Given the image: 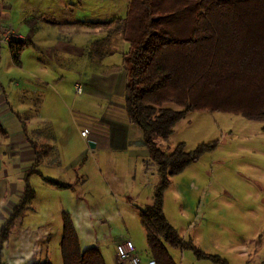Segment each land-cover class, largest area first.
<instances>
[{
    "label": "rangeland",
    "instance_id": "374dc122",
    "mask_svg": "<svg viewBox=\"0 0 264 264\" xmlns=\"http://www.w3.org/2000/svg\"><path fill=\"white\" fill-rule=\"evenodd\" d=\"M128 2L0 0V31L13 28L26 32L41 15L58 21L125 18ZM61 4L66 5L62 6L65 11ZM26 16L28 18L24 19ZM51 24L57 26L60 23ZM61 24L68 23L61 21ZM80 28L100 35L107 33V28L102 27L77 25V29ZM47 29L45 24L41 31L47 32ZM92 36L94 34L85 33L78 42L87 43ZM112 47L118 50L105 56L107 58L102 62L85 58L82 68L79 61L76 70L66 65L61 67L64 76L56 85L58 91L50 86L42 106V113L52 116L60 128L55 133L56 151L60 152L66 165L77 166L78 171L85 174L86 181L78 185L77 192L35 180L36 196L30 208L11 227L1 249V264H29L32 260L45 258L54 264H64L60 247L62 211L71 214L81 246H98L107 264H131L118 260L116 243L122 238L134 241L143 264L153 258L139 208L151 202L158 179L156 167L151 160L143 165L141 155L148 156V152L141 142L140 130L133 125L132 129L138 135L132 136L115 108V102L106 97V90L87 88L92 73H100L104 64L115 63L118 66L113 70L122 69V55L128 42L116 34ZM38 55L31 45H26L20 56L22 66H18L9 45L4 43L0 56L1 76L6 77V83L15 77L22 86L32 89V79L40 72ZM48 64L52 66L51 62ZM74 71L79 77L84 75L81 78L83 91L76 83V93L68 83L70 79L75 82ZM43 72L49 74L50 81L54 71L44 67ZM263 127L264 120L241 114L196 110L176 124L169 138H156L166 151H172L179 141L194 148L202 142L219 140L213 150L203 153L172 176L171 184L164 192V210L185 238H192L209 253L219 254L228 264H264ZM84 128L88 132L82 138L80 131ZM90 140L96 142V146L91 147ZM3 220L0 214V226ZM167 247L178 264H222L198 258L190 249L170 244Z\"/></svg>",
    "mask_w": 264,
    "mask_h": 264
},
{
    "label": "trees",
    "instance_id": "16d2710c",
    "mask_svg": "<svg viewBox=\"0 0 264 264\" xmlns=\"http://www.w3.org/2000/svg\"><path fill=\"white\" fill-rule=\"evenodd\" d=\"M44 19L61 24L54 17ZM64 22L107 28L105 36L92 42L88 55L95 60L101 61L113 52L116 34L129 43L123 55L122 73H92L87 88L94 91L102 87L107 93L116 75L126 76L122 105L141 131V142L158 175L152 201L139 208L147 243L157 264H178L167 244L193 250L198 258L228 264L219 254L209 253L192 238H185L164 210V192L172 176L213 150L219 140L202 142L194 148L179 141L172 151H166L156 138H169L176 124L196 110L231 112L264 120V0H129L125 18ZM32 44L28 38L11 42L12 58L20 62L21 51ZM32 144L36 157L25 170L19 202L0 228V253L11 227L36 196L31 175L41 173L40 164L51 150L48 141ZM44 179L63 188L75 185ZM62 217L60 247L64 264H107L98 246H81L71 214L63 211ZM29 264L54 263L45 258Z\"/></svg>",
    "mask_w": 264,
    "mask_h": 264
},
{
    "label": "crops",
    "instance_id": "0c3cea01",
    "mask_svg": "<svg viewBox=\"0 0 264 264\" xmlns=\"http://www.w3.org/2000/svg\"><path fill=\"white\" fill-rule=\"evenodd\" d=\"M62 6L66 5L61 4V7ZM62 10L65 11V8ZM43 17L45 16L41 15L26 32L14 29L20 35L18 39H30L31 42H33L31 47L39 54L37 64L40 68V72L38 75L34 76L37 80L32 79V89L22 86L19 79L15 77H12L10 81L6 83V77L0 74V214L4 217L3 223L10 215L13 207L19 202L24 187L25 170L33 165L36 157L32 141H48L51 144V150L46 154L40 164L41 173H34L31 175L30 180L34 187L35 180H40L42 183L53 187L56 186L44 179V177H49L63 182H74L75 185L72 188L56 187L62 190L77 191L76 188H78V185L86 181V178H84L85 174L83 172L80 173L77 166L72 167L66 165L61 158L60 152L56 151L55 133H58L57 130L60 128L57 122L53 120L52 116H47L42 113V106L46 95L48 96L49 94L48 89L50 86L51 88L53 87L52 89L55 91H58L56 85L60 82L61 77L64 76L61 73V67L66 65L72 68V70H76L78 61L80 68H82L85 58H89L88 60H92L93 62L96 61L89 57L88 48L94 39H98L105 35L95 34L92 33L91 30H85L83 28L77 29V25L75 24L52 25L43 20ZM26 18H28V16L24 17V19ZM59 21L64 22L68 20ZM45 24L48 26L49 30L47 29V32H42L41 29ZM66 30L69 32L71 31V35L66 33ZM85 33L94 34V36H92L87 43L83 41L79 43L78 38H81ZM49 35L51 39H49ZM120 37H122V35H120ZM128 48L123 52V55ZM117 50V47H113V52L107 57L111 56ZM106 58H103L99 62L106 60ZM14 62L18 66H22L23 63L22 60L20 62L14 60ZM49 62L52 63L51 67L48 64ZM108 65L111 66L108 67ZM103 66L104 69L100 71V73L109 74L118 72V75L122 73L121 68L120 71L113 70L114 67L118 66L115 63L104 64ZM44 67L51 72L52 70L54 71L50 76V81L48 80L49 74L46 75L43 72ZM74 72L76 74L75 77L77 76L75 82L70 79L68 83L71 84L76 93L75 84L82 83L81 78L84 75L79 77L78 73L76 71ZM118 75H116L112 86L108 87V98L115 102V108L118 110L120 117L124 120V123L128 126L134 137L138 135L137 131L132 129L134 124L130 121L122 105V103H124L123 88L126 82V76L119 77ZM4 83H6L7 88ZM61 98L63 100L62 95ZM74 127L78 129L75 124ZM138 132L141 135V131ZM80 135L82 138L84 137L81 131ZM141 158L143 165L147 164V160H150L145 154H142ZM77 192H79V190ZM80 198L82 197L80 196ZM18 219H20V217Z\"/></svg>",
    "mask_w": 264,
    "mask_h": 264
},
{
    "label": "built area",
    "instance_id": "2783aa9c",
    "mask_svg": "<svg viewBox=\"0 0 264 264\" xmlns=\"http://www.w3.org/2000/svg\"><path fill=\"white\" fill-rule=\"evenodd\" d=\"M20 35L13 29L7 28L6 31H0V56L1 48L4 43L10 45L11 41L17 40ZM77 88L82 90L81 83L77 84ZM88 129H82V135H87ZM116 253L120 263L129 261L131 264H143L140 253L137 251L134 241L131 238H122L116 243ZM147 264H157L154 258H151Z\"/></svg>",
    "mask_w": 264,
    "mask_h": 264
},
{
    "label": "water",
    "instance_id": "95a60500",
    "mask_svg": "<svg viewBox=\"0 0 264 264\" xmlns=\"http://www.w3.org/2000/svg\"><path fill=\"white\" fill-rule=\"evenodd\" d=\"M89 143H90L91 147L95 146V142L94 141L90 140Z\"/></svg>",
    "mask_w": 264,
    "mask_h": 264
}]
</instances>
